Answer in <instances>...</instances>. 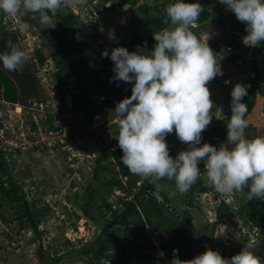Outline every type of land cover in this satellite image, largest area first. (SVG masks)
Returning <instances> with one entry per match:
<instances>
[{
	"label": "trees",
	"instance_id": "1",
	"mask_svg": "<svg viewBox=\"0 0 264 264\" xmlns=\"http://www.w3.org/2000/svg\"><path fill=\"white\" fill-rule=\"evenodd\" d=\"M87 1L85 0V3ZM138 1L140 0L118 2L117 5L128 4L132 11L128 20L131 30L123 28L120 32L114 31L115 36L122 33V39H116L111 46L105 45L104 50L107 49L110 52L115 46H124L132 51L138 45L146 46V49L154 46L153 32L166 26L163 9L169 0H142L137 5ZM104 3V0H93L90 5L101 13ZM200 4L204 11L192 30L198 35L207 27V23H210L217 32L215 48L222 49V53L226 54L225 61L236 68L245 65L249 72L247 81L244 83L247 86L248 95L243 99V102L248 105L247 118L255 106L257 96H264V44L245 46L241 40L245 35V26L237 20L234 13L230 10L215 13L206 3ZM104 9L107 11L105 15L99 19L94 18L93 22L86 20L85 24L70 7H67L53 18L56 20L54 29L42 28L36 18L31 16L20 17L30 27L35 26L37 36L43 39L42 43L46 46L43 53L35 50L34 55L37 60L43 64L46 59H50L54 64L55 71L51 82L59 110L63 114L80 119L85 126H90L92 117L96 114L101 116L103 124L111 122L114 118L112 112L115 104L131 93L130 84L113 79V64L109 58L100 55L96 61H91L87 55L89 43L85 39L86 26L91 25L96 31L99 25L103 31L111 28L107 14L115 9V5L112 4ZM138 15L139 18H136ZM138 22L145 26V31L137 29ZM11 33L13 32L0 20V51L7 50L8 40L16 43L13 34L17 35V33ZM28 65L29 62H26L28 72L22 71L15 77L0 66L1 100L20 103L25 97L28 98L27 100L44 101L46 99L43 85L39 84L40 78L35 75L34 63L32 69ZM31 71H34V75ZM27 79H30L34 86L32 84L28 88ZM26 92L29 94L27 95ZM0 111L2 117H5L7 112H12L2 103H0ZM230 114L229 110L214 119L212 124L203 131L201 143L207 142L219 146L220 143L225 142L226 124ZM2 117L0 116V128H3ZM64 119L72 123L70 117ZM45 121L47 127L51 129L61 128L56 121ZM111 128L112 132L107 137H104L102 132L97 134L91 147L97 153L93 158L92 176L89 180L82 178V184H79L81 190L74 192L72 196L67 195L72 208L67 212L61 211L64 217L60 218V222L70 223V227L74 230L77 229L76 222L80 218L94 227L93 236L75 252L76 258L83 264H165V261L170 262L173 250H176L180 260L186 261L203 252L205 246L214 249L211 244L212 229L207 235V225L204 229H197L193 221L192 211L201 210L200 197L206 193L211 194L214 201L210 208L214 212L212 225L235 216L241 221L242 227L264 233V202L251 203L248 200V186L234 195H223L207 182V178L203 177L205 174H201L196 183L183 194L176 190L174 181L166 178L152 183L150 178L134 175L123 165L120 159L122 151L113 136L117 131V124L111 123ZM246 133L250 137H256L255 126L248 124ZM5 139L6 142L0 140V238L6 237L8 245L12 242L17 247L18 237L32 234L29 242L39 241L38 256H43L44 250L49 253L42 264H72L69 258L74 254H70L67 250L73 242L69 239L64 236L60 238L56 234L45 248L41 244L44 230L39 226L45 221L46 216L53 214L54 211L47 200L40 202L35 195L33 187L40 179L35 178L30 172L21 171L20 164L22 158L29 161L35 152L55 151L63 143H58L57 139L56 143L48 145L44 141L33 149L23 151L20 145L14 146L8 143L14 140L20 141L19 138L8 132L5 134ZM165 139L169 154L173 157L187 147L181 143L174 132L168 134ZM203 166L202 164L200 167L201 171ZM27 178L29 184L25 188ZM43 180L49 182L52 178L44 177ZM72 186L75 188L74 184ZM165 186H172L178 193L179 204L172 201L174 196L168 194ZM115 191L121 194H115ZM239 194L242 199L232 206L227 198L236 201ZM14 226L16 230L13 233ZM241 230V227L237 229L236 246L233 241H230L227 249L214 250H217L222 257L241 255L239 248L246 245L243 241L247 239V232L241 233ZM259 238L264 242V235ZM258 250L260 247L253 249L254 252ZM3 251L4 246L0 241V253ZM159 252H163L164 257L159 256ZM0 264H3L1 260Z\"/></svg>",
	"mask_w": 264,
	"mask_h": 264
},
{
	"label": "clouds",
	"instance_id": "2",
	"mask_svg": "<svg viewBox=\"0 0 264 264\" xmlns=\"http://www.w3.org/2000/svg\"><path fill=\"white\" fill-rule=\"evenodd\" d=\"M84 2L0 0V12L8 16L38 17L42 28L54 29L56 20L53 18L58 12ZM218 2L244 24L245 35L241 40L245 46L264 44V0ZM163 11L166 26L153 32L155 44L151 49L138 45L130 51L124 46H115L110 52L105 49L101 53L112 61L113 79L131 85L130 95L115 104L114 118L110 122L117 124L113 136L122 151L121 162L132 174L150 178L152 183L165 178L174 181L181 194L201 177L198 165L203 162V172L218 193L230 196L248 186V200L264 202V137H250L246 133L248 105L243 99L248 95L247 86L240 82L232 84L226 141L219 146L201 143L203 131L216 116L212 112L214 102L207 85L223 75L221 57L218 58L209 46V35L201 39L192 30L204 11L199 0H169ZM109 35L116 39L114 34ZM6 48V51H0V66L4 70L19 71L28 60L33 66L32 53L25 47L23 50L8 40ZM38 51L43 53L45 50ZM44 64L49 67L48 75L52 80L54 64L50 59L41 65ZM225 83L230 81L225 80ZM39 84L46 92L45 84L41 80ZM27 102L10 103L0 99V103L13 113ZM95 116H98V124L94 127ZM102 123L103 119L96 114L89 127L97 129ZM173 131L187 145L175 157L169 154L165 139ZM33 147L22 149L26 151ZM169 264H264V260L256 259L251 247H247L242 255L228 258L205 246L203 252L186 261L180 260L173 250Z\"/></svg>",
	"mask_w": 264,
	"mask_h": 264
},
{
	"label": "rangeland",
	"instance_id": "3",
	"mask_svg": "<svg viewBox=\"0 0 264 264\" xmlns=\"http://www.w3.org/2000/svg\"><path fill=\"white\" fill-rule=\"evenodd\" d=\"M93 1V0H92ZM91 1V2H92ZM105 3L101 9V13L97 12L94 7H91L90 1L88 0L83 4H73L71 6L72 10L75 13H78L82 22L86 24V20H91L93 22L94 18H101L102 15H105L107 11L104 8L115 5V9L107 14V20L111 22V28L107 31H103L101 25L98 26V30H94L91 25H87V34L85 35L86 41L89 43L88 57L91 61H96L102 51H104V46H111L115 43L116 39H122V33L117 34L116 39L113 40L110 38V33L120 32L123 28H127L128 31L131 30V25H129L128 20L131 17L132 11L128 4L126 5H117L120 0H104ZM150 1V0H149ZM95 2V1H94ZM142 0L138 1L137 5H139ZM218 0H199V3H206L210 10H213L215 13H223L228 11L222 4H216ZM90 10V11H89ZM90 12V13H89ZM139 18V15L136 17ZM39 24L38 17L36 18ZM40 25V24H39ZM137 29L139 31H145V26H143L140 22L136 24ZM35 29V26H32V29ZM26 32L29 36H34V33L26 29ZM100 31V34H98ZM37 32V30H36ZM13 34V33H11ZM95 34V35H94ZM200 34V35H199ZM199 37L203 39L207 35H209L208 44L212 48V50L217 53L218 58L220 59V66L223 71V75L217 76L207 85L210 90V98L213 100L214 105L212 112L218 118L224 114L225 112L230 110V90L232 84L236 82L245 83L249 76V72L246 69L245 65L242 67H232L229 63L225 61L226 54L222 53V49H216L215 43L217 44V32L216 30L207 23V27L203 30V32L199 33ZM15 44L21 46L24 50L23 43L21 41V37H17V35L13 34ZM32 36V37H33ZM125 39V38H123ZM43 39L36 41L39 43V49L45 50L46 46L41 42ZM32 48V46L30 47ZM29 48V49H30ZM28 51V50H27ZM29 52V51H28ZM30 60L27 61V63ZM31 63V62H30ZM29 63L30 69H32ZM242 67V68H241ZM27 71L26 63L23 68L19 71H6L11 76L19 75L20 72ZM28 72V71H27ZM34 75V71H31ZM36 79V78H35ZM37 80V79H36ZM225 80L230 81V83H225ZM33 84L30 79H27V87ZM49 85H52L51 81L47 79L46 87L50 88ZM34 86V84H33ZM53 86V85H52ZM54 93L52 91L46 90L44 93L46 97H51V94ZM28 95L29 93L26 92ZM30 97V96H29ZM27 97L23 98V101L20 99V103L27 102ZM54 107L59 115V123H61L63 127V133L61 135L62 140L64 141L63 145L57 148L55 151H47L46 153H37L35 152L32 155L31 160L26 161L24 158L20 160V164L22 165V170L24 173H31L37 180V183L34 185L33 190L35 195L38 197L40 202H45L47 200L49 206H51L54 211L53 214L47 215L45 221L40 224V228L44 230V234L41 237V244H43L44 248L47 243L50 242L53 235L58 234L60 238H67L73 242L72 246H69L68 250L70 254H74L70 259L72 264H81L82 262L76 258L75 252L78 251L81 246L88 241L94 232V227L89 223H85L83 218H80L77 223V229L74 230L70 227V223L60 222V218L63 219L62 212H67L72 208V205L67 199V195L74 194V192L81 190L79 184L83 180H89L92 176V171L94 168L93 158L96 157L97 153L93 149H91L93 143L96 140V136L99 132H102L104 137L112 132L111 123L107 122L102 126L99 125L97 129H91L89 126H85L83 122L75 118L73 116L63 114L57 105L56 99H54ZM264 96L258 95L256 98V103L251 113L246 118L248 124H252L256 128V136L264 137ZM70 117L72 123L64 118ZM213 116L212 122L217 117ZM116 122V119L113 120ZM174 132V131H173ZM175 133V132H174ZM176 135V134H175ZM183 143V142H181ZM203 162H201L198 166L199 168ZM204 166L202 168L201 174H204ZM82 174V175H80ZM44 177L52 178L51 181H44ZM206 178V175H203ZM85 182V181H84ZM208 182V180H207ZM25 188L29 184V179H25ZM209 183V182H208ZM74 184L75 188L72 186ZM210 184V183H209ZM211 185V184H210ZM162 186V185H161ZM168 194L173 197V202L179 204L177 201L178 193L174 191L172 186H165ZM55 189V190H54ZM56 189L58 191H56ZM115 194H121L118 191H115ZM238 199L234 201L232 198H227L228 202L232 204V206L236 205V202H239L242 199V196L237 195ZM112 199L114 198L111 197ZM234 198V197H233ZM201 210H193V221L197 229H204L205 225H207L206 234L208 235V231L210 232L212 229V241L214 249H218L221 251L223 248L227 249L230 241H233L234 246L235 237L238 234L237 229L239 227L242 228L241 233L247 232L246 241H243L246 244L244 247L239 248V253L242 255L244 250L247 247H251L252 249L260 250L258 252H254L256 259L264 260V242L260 240V236L264 235V233L250 229L249 227H242L241 221L238 220L235 216L233 218H225L223 222L212 225L214 220V212L213 209H210L214 204L212 195L209 193L202 194L200 197ZM62 211V212H61ZM16 226L13 228V233L15 232ZM32 234L22 235L17 238L19 244L17 247L13 245L12 242L8 245V239L4 236H1L0 241L4 246V251L0 253V260L3 264H42L46 261L49 256L48 251L44 250L43 256H38L37 249L39 241L36 240L34 242H29ZM248 241V243H247ZM62 243V242H60ZM59 243V244H60ZM263 251V253H262ZM159 256L164 257L163 252L158 253ZM199 254V253H198ZM197 255V254H196ZM83 264V263H82ZM165 264H169L168 261H165Z\"/></svg>",
	"mask_w": 264,
	"mask_h": 264
},
{
	"label": "built area",
	"instance_id": "4",
	"mask_svg": "<svg viewBox=\"0 0 264 264\" xmlns=\"http://www.w3.org/2000/svg\"><path fill=\"white\" fill-rule=\"evenodd\" d=\"M0 20L2 24H6L9 30L13 33H17L18 37H21L23 46L32 53V61L34 62V68L37 76L45 84V89L52 91L53 86L46 87L47 79L51 81V77L48 75L49 67L44 64L41 65L35 57V50L39 49L40 38L37 36L36 28L32 29L26 22H23L19 16H8L4 13H0ZM26 29H30L32 33L35 31V35L29 36ZM32 46V48H30ZM30 48V49H29ZM27 51V52H28ZM54 93L51 97H46L44 101H38L36 99L29 100L24 106L16 109L17 112H7L5 117H2L3 128H0V140L6 142L5 134L10 132L15 137L20 138L21 141H9L8 143L14 146H22L23 149H29L34 145L46 142L48 145L56 143H64L62 140V125L59 130L51 129L45 124V120L59 121V115L54 107ZM98 124V116L94 117L93 126Z\"/></svg>",
	"mask_w": 264,
	"mask_h": 264
}]
</instances>
